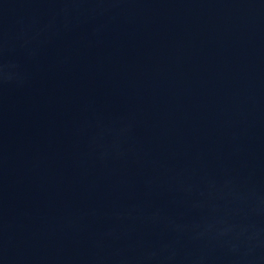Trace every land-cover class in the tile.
Returning a JSON list of instances; mask_svg holds the SVG:
<instances>
[{"label": "water", "instance_id": "95a60500", "mask_svg": "<svg viewBox=\"0 0 264 264\" xmlns=\"http://www.w3.org/2000/svg\"><path fill=\"white\" fill-rule=\"evenodd\" d=\"M0 264H264V0H0Z\"/></svg>", "mask_w": 264, "mask_h": 264}]
</instances>
